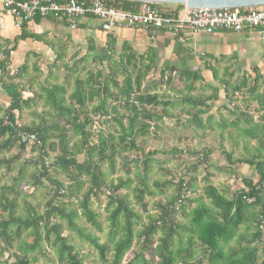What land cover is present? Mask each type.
<instances>
[{
	"label": "trees",
	"instance_id": "1",
	"mask_svg": "<svg viewBox=\"0 0 264 264\" xmlns=\"http://www.w3.org/2000/svg\"><path fill=\"white\" fill-rule=\"evenodd\" d=\"M107 2L127 13H137L143 5ZM159 7L164 14H170L169 7H175L174 14L183 9ZM42 20L56 22H32ZM26 27L24 23L11 41L0 40V88L9 99L7 106H0V264H257L259 255V264H264V244L256 228L257 216L264 214V162H246L258 178L244 181L245 189L231 201L206 187L207 206L196 188L198 171H208L206 154H192L177 173L167 160L162 162L165 168L154 160L161 152L143 147L146 140L160 139L162 118L174 100L162 93V86L178 92L179 102L190 109L184 112L186 122L197 127L204 112L200 108L214 101L215 89L213 96L194 95L195 84L202 82L196 71H180L174 77L173 69H166L153 80L148 57H114L113 49L104 60L94 58L92 69L77 55L68 64L65 49ZM26 40L53 48L56 58L43 84L38 83L41 72L35 65L30 78L26 62L16 71L10 69L11 52ZM59 70L65 73L60 84L50 78ZM209 71L224 88L226 110L234 113L236 92L248 85L232 87ZM173 80L181 82L180 91ZM249 91L254 92V86ZM260 99L264 106V94ZM26 113L36 120L26 123ZM5 118L34 134L40 145L18 144L13 130L2 125ZM186 152L172 149L163 156L173 161ZM153 164L165 182H155L151 190L148 174ZM117 171L120 177H115ZM162 192L169 194L163 201ZM180 194L184 199L176 209ZM152 197L158 199L151 203ZM150 209L153 213L145 217ZM244 223L254 230L248 241L238 233Z\"/></svg>",
	"mask_w": 264,
	"mask_h": 264
},
{
	"label": "crops",
	"instance_id": "2",
	"mask_svg": "<svg viewBox=\"0 0 264 264\" xmlns=\"http://www.w3.org/2000/svg\"><path fill=\"white\" fill-rule=\"evenodd\" d=\"M26 29L34 35L46 36L47 34L51 39L45 38L44 40L58 43L57 47L61 46V41H58L57 38L65 35L67 38L66 49L71 53L82 50L77 54L90 62L98 57L104 60L109 55L108 51L113 49L114 57H119L122 54H129L137 59L148 57V60H151L153 64L150 75L156 72L160 74L166 69H173L170 74L174 77L180 71H196L201 78V83H205L204 86L207 89L195 85L197 91L194 95L206 98V96H213L211 89L216 90L214 101L205 103L207 108H200L201 111H204L198 115L201 124L199 123L200 125L197 127L187 123L184 112L189 111V107L179 102L180 95L163 86L161 91L164 92L162 93L170 100H174L168 107V116L162 118L159 131L161 140L158 139L159 142L155 140L157 143L153 144L150 141L149 148L151 149H144L146 152H161L153 156L154 160L158 159L163 168L166 165L162 162L167 160V166L172 169H182L183 163L189 160L192 154H206L208 171L207 173L198 171L196 188L198 197L201 196L207 206L211 204L209 198L204 196L206 187H213L220 196L231 201L235 193L245 189L244 181L254 182L257 180L258 176L254 168L246 163L251 159H259L264 162V118L254 121L248 116L250 112H257L263 108V105H260V97L264 94V42L257 33L244 31L236 34L219 30L211 35H196L185 30L176 37L161 30L115 29L105 33L96 21L90 19L81 20L78 28L74 31L68 30L61 22L45 20L39 24H34L31 21L27 23ZM19 32L14 28L12 21H7L5 29L0 33V40L10 39L9 41H11L18 36ZM52 51L53 48H48L44 43L31 40L19 42L16 50L11 52L10 69L16 71L26 62L29 69L27 74L30 78V75L34 77L32 69L35 65L41 72L38 80L43 84L49 78V68L56 58L53 57ZM43 69L47 73L44 74ZM208 69L214 70L218 79L228 81L232 87L236 84L242 85L243 82L248 85L247 88L236 92L238 110L234 113L226 110L224 88L218 81L212 79V74ZM56 73L50 74V78L59 81L58 77L54 76ZM249 86H254V92L249 91ZM25 94L27 95L24 97H27L29 92ZM8 103V97L0 88V106H7ZM22 116L26 123L36 120V117L31 113L22 114ZM165 125L168 126L165 129L168 136H175V139L179 140L178 147L169 146L168 152L172 149L189 152V154L186 152L181 155L182 158L173 167L172 160L169 161L168 157L163 156V151L155 149L158 143L163 142L162 132ZM118 165H120L119 161L117 164L119 169ZM151 167L152 170L148 174L149 187L154 190L155 182L164 183L165 181L157 175V165L153 164ZM115 175H117L115 177H120L122 173L117 171ZM167 180L169 181V178ZM162 193L160 199L163 201L169 194L168 192ZM156 196L158 195L156 194ZM156 199L158 198H148L151 203ZM152 213L153 210H148L145 217ZM245 219L247 217L243 218V220ZM240 227L239 236L247 241L250 240L254 234L253 227L246 223ZM185 242L183 239V244ZM261 260H263L262 256L259 255L257 264Z\"/></svg>",
	"mask_w": 264,
	"mask_h": 264
},
{
	"label": "built area",
	"instance_id": "3",
	"mask_svg": "<svg viewBox=\"0 0 264 264\" xmlns=\"http://www.w3.org/2000/svg\"><path fill=\"white\" fill-rule=\"evenodd\" d=\"M168 9L170 14H164L159 5L143 4L137 13H127L117 10L107 0H0V33L7 21H12L14 28L20 31L24 23L36 18L52 19L74 31L81 20L90 19L96 21L105 33L115 29L161 30L176 37L185 30L196 35H211L219 30L236 34L252 31L264 42V7L244 10H188L183 7L176 14L173 13L175 7ZM228 107L230 111L234 110L233 105ZM248 116L254 121L264 118V106ZM2 125L13 130L18 144L40 145L34 134L19 129L17 121L13 125L5 118ZM261 188L264 191V183ZM185 189L182 184V191ZM182 199L184 196L180 194L176 209ZM243 200L253 202V199ZM256 228L261 244H264V214L257 216Z\"/></svg>",
	"mask_w": 264,
	"mask_h": 264
},
{
	"label": "rangeland",
	"instance_id": "4",
	"mask_svg": "<svg viewBox=\"0 0 264 264\" xmlns=\"http://www.w3.org/2000/svg\"><path fill=\"white\" fill-rule=\"evenodd\" d=\"M63 36V35H62ZM47 39V40H49V39H51V38H49V36L46 34V36L44 37V39ZM58 39V41L60 40L61 41V46L60 47H58V48H60V49H65V55H64V59H65V61H66V63H68V64H70V62L68 61V59L73 55V54H76L78 57V59H80V58H82V57H79V55L77 54V53H80V51H82V50H77V51H75L74 53H71L70 51H68L67 49H66V47H65V43L67 42V38H66V36L64 35L63 37H59V38H57ZM10 40V39H9ZM57 48V49H58ZM59 49V50H60ZM49 53V52H48ZM30 57H33V56H30ZM37 57V56H36ZM53 57H54V55H53ZM82 65H84L86 68H90V69H92L93 67H96V65H94L93 63H92V61L90 62L88 59L86 60V58H84V62H83V64ZM61 66V65H60ZM42 72L45 74V73H47L46 72V70L45 69H43L42 70ZM53 72H55L54 70H53ZM151 73V72H150ZM43 74V75H44ZM54 76H56V77H58V79H59V81H57V83H62L63 81H64V77H65V73L62 71V70H59V73L57 74H55ZM149 78H152L153 80H157L158 78H159V72L157 73H154V74H152V75H150L149 76ZM174 82H173V86H175V88L177 89V90H181L182 89V84H181V82H179V81H177V80H173ZM71 80H70V84H71ZM38 83H41L40 81L38 82ZM204 84L205 83H201V82H197L195 85H196V87H203L204 86ZM163 87V86H162ZM161 87V88H162ZM69 89H70V87H69ZM176 93H178V92H176ZM175 93V94H176ZM167 125H165L164 126V131L162 132V130H161V132H162V135H164V137H163V142H160V144L158 143V145H156V147H155V149L156 150H160V151H163V152H168V148H169V146H172V147H178V144H179V140H177V139H175L176 137L175 136H168V133L165 131V129H167ZM163 129V128H162ZM160 132V133H161ZM151 140V142H152V144L155 142V143H157V142H159L160 140H157V142L155 141V140H152V139H150ZM147 141L148 140H146L145 141V143H144V148H146V150H150L151 148H149L150 146H151V143H150V141L147 143ZM182 158V156L180 155V156H178V160H174L173 159V161H171L172 163H171V165H172V167L173 166H176L175 164L180 160ZM247 158H248V155H247ZM174 170H175V172H177V173H181V171H182V169H178V168H174ZM175 177H177V176H175ZM169 192V191H168ZM40 193V192H39ZM35 195H37V193L35 194ZM142 221H144V219L142 218ZM28 236V235H27ZM48 254H49V257H53V255H52V253H51V251H49L48 252ZM46 264H48V263H46Z\"/></svg>",
	"mask_w": 264,
	"mask_h": 264
},
{
	"label": "water",
	"instance_id": "5",
	"mask_svg": "<svg viewBox=\"0 0 264 264\" xmlns=\"http://www.w3.org/2000/svg\"><path fill=\"white\" fill-rule=\"evenodd\" d=\"M149 5H179L188 10H244L263 8L264 0H119Z\"/></svg>",
	"mask_w": 264,
	"mask_h": 264
}]
</instances>
